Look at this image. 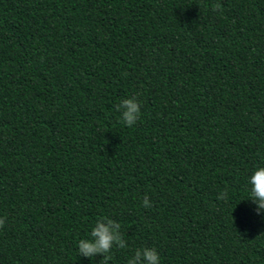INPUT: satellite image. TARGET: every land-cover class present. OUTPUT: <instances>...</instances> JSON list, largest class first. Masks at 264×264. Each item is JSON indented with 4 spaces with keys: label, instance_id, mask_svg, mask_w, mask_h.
<instances>
[{
    "label": "trees",
    "instance_id": "1",
    "mask_svg": "<svg viewBox=\"0 0 264 264\" xmlns=\"http://www.w3.org/2000/svg\"><path fill=\"white\" fill-rule=\"evenodd\" d=\"M258 166L264 0H0V264H102L105 216L108 264H264Z\"/></svg>",
    "mask_w": 264,
    "mask_h": 264
},
{
    "label": "clouds",
    "instance_id": "2",
    "mask_svg": "<svg viewBox=\"0 0 264 264\" xmlns=\"http://www.w3.org/2000/svg\"><path fill=\"white\" fill-rule=\"evenodd\" d=\"M214 10H219L220 5L215 4ZM116 111L120 112L121 121L128 127L137 123L141 116V104L137 96L124 98L116 106ZM251 184L250 198L257 205V213L264 212V166H258L249 178ZM218 200H228V190L225 189L217 196ZM142 206L151 208L152 203L145 195ZM6 223V217H0V228ZM121 225L116 220L107 216L99 218L91 231L90 239H80L78 241V251L81 256L95 257L103 254L102 264H108L112 259L111 251L113 247L127 248L128 244L120 231ZM161 257L155 247L137 248L134 255L128 259L127 264H160Z\"/></svg>",
    "mask_w": 264,
    "mask_h": 264
}]
</instances>
